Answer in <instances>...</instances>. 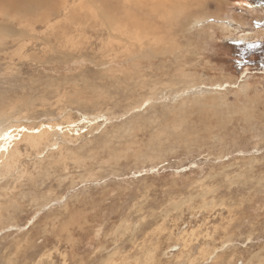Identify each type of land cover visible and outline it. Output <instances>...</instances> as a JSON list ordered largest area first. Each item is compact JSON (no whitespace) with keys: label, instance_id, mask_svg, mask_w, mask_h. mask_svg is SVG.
Returning a JSON list of instances; mask_svg holds the SVG:
<instances>
[{"label":"rangeland","instance_id":"1","mask_svg":"<svg viewBox=\"0 0 264 264\" xmlns=\"http://www.w3.org/2000/svg\"><path fill=\"white\" fill-rule=\"evenodd\" d=\"M29 1L0 142L51 129L0 149V264H264V4Z\"/></svg>","mask_w":264,"mask_h":264},{"label":"bare ground","instance_id":"2","mask_svg":"<svg viewBox=\"0 0 264 264\" xmlns=\"http://www.w3.org/2000/svg\"><path fill=\"white\" fill-rule=\"evenodd\" d=\"M33 1H37L38 3H36L35 5L36 6H38V7H40V5L42 6V4L44 5V0H33ZM62 1V0H61ZM24 3V5H29L31 2L29 1V0H0V9H3L2 7H5L6 9H9V11L11 12L13 9H15V10H17V9H19L21 6H22V4ZM33 3V2H32ZM169 3V2H168ZM168 3H167V5H168ZM182 3V2H181ZM158 4H160V3H158ZM171 4V3H170ZM169 4V5H170ZM166 5V6H167ZM176 6H180L179 4H176ZM30 7V6H29ZM14 10V11H15ZM8 11V10H7ZM20 11V10H19ZM26 14V13H25ZM9 16V15H8ZM159 16V15H158ZM18 20V19H17ZM16 21V20H15ZM41 126V125H40ZM39 126V127H40ZM45 128H48V129H51V127L50 126H41L40 128H31V129H28V128H25V127H21V128H19L17 131H18V134L16 135L15 133H17V132H15V131H13V129H10V130H12V132L11 133H9L8 134V132L10 131H8V132H5V136H7V134H8V140H14V138H16L17 139V137L18 136H20V138L22 137V134L23 133H26V135L27 136H32V135H35V134H39L40 133V131L41 130H43V129H45ZM55 129L57 130L58 129V131H59V129L60 130H62V127H60V126H55ZM83 130H84V128H82ZM81 129V130H82ZM2 136V134L0 135V137ZM4 141V142H0V149L1 148H4L5 147V150H6V152L8 153L9 152V150H10V148L12 147V143L15 141ZM18 140V139H17ZM7 142H9V144H7ZM4 155V152H2V153H0V158L2 157Z\"/></svg>","mask_w":264,"mask_h":264},{"label":"flooded vegetation","instance_id":"3","mask_svg":"<svg viewBox=\"0 0 264 264\" xmlns=\"http://www.w3.org/2000/svg\"><path fill=\"white\" fill-rule=\"evenodd\" d=\"M252 2H254V3H263L264 4V0H252Z\"/></svg>","mask_w":264,"mask_h":264},{"label":"trees","instance_id":"4","mask_svg":"<svg viewBox=\"0 0 264 264\" xmlns=\"http://www.w3.org/2000/svg\"><path fill=\"white\" fill-rule=\"evenodd\" d=\"M248 1H251L252 2V0H248Z\"/></svg>","mask_w":264,"mask_h":264}]
</instances>
